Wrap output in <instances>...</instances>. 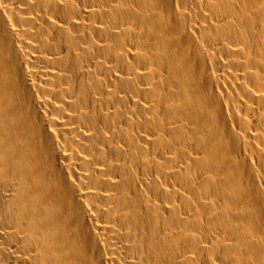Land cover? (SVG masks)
<instances>
[{
  "label": "bare ground",
  "instance_id": "bare-ground-1",
  "mask_svg": "<svg viewBox=\"0 0 264 264\" xmlns=\"http://www.w3.org/2000/svg\"><path fill=\"white\" fill-rule=\"evenodd\" d=\"M0 264H264V0H0Z\"/></svg>",
  "mask_w": 264,
  "mask_h": 264
}]
</instances>
